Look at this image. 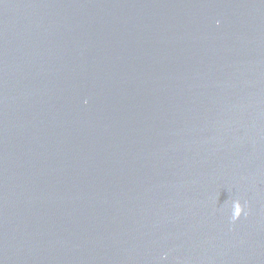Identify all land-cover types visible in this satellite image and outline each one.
Returning a JSON list of instances; mask_svg holds the SVG:
<instances>
[{
	"label": "water",
	"instance_id": "water-1",
	"mask_svg": "<svg viewBox=\"0 0 264 264\" xmlns=\"http://www.w3.org/2000/svg\"><path fill=\"white\" fill-rule=\"evenodd\" d=\"M0 264H264V0H0Z\"/></svg>",
	"mask_w": 264,
	"mask_h": 264
},
{
	"label": "clouds",
	"instance_id": "clouds-1",
	"mask_svg": "<svg viewBox=\"0 0 264 264\" xmlns=\"http://www.w3.org/2000/svg\"><path fill=\"white\" fill-rule=\"evenodd\" d=\"M242 215H247L245 204L241 203L239 199L232 201L231 216L232 221L238 220ZM166 255V254H165Z\"/></svg>",
	"mask_w": 264,
	"mask_h": 264
}]
</instances>
